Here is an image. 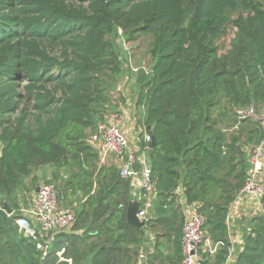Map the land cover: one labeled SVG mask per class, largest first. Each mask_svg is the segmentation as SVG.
<instances>
[{"label": "trees", "instance_id": "obj_1", "mask_svg": "<svg viewBox=\"0 0 264 264\" xmlns=\"http://www.w3.org/2000/svg\"><path fill=\"white\" fill-rule=\"evenodd\" d=\"M120 33L130 45L146 39L150 60L146 71L128 68L137 127L152 131L148 143L139 136L155 188L142 228L128 221L132 181L90 142L129 63ZM251 105H264V0H0V264H182L179 187L219 246L201 264H227L229 211L263 138L235 114ZM43 169L55 182L71 174L56 186L60 201L75 188L82 196L72 225L39 237L46 252L15 223ZM243 227L233 264H264V211Z\"/></svg>", "mask_w": 264, "mask_h": 264}, {"label": "built area", "instance_id": "obj_2", "mask_svg": "<svg viewBox=\"0 0 264 264\" xmlns=\"http://www.w3.org/2000/svg\"><path fill=\"white\" fill-rule=\"evenodd\" d=\"M124 47L127 51L133 49L126 41ZM141 69L147 70L145 64L133 67L132 71L137 74ZM235 114L239 119H251L259 123L263 131L261 142L250 151L249 173L239 197H254L260 205H263L261 211H264V105L259 110H256L254 105L247 108H236ZM124 122L125 117L122 113L112 112L106 121L97 125L90 137V142L98 151L101 164L110 166L115 160L118 163L120 177L131 180L133 187L140 188L142 192L132 202L139 203L140 211L137 217L146 223L155 199L151 168L145 153L140 152V146L135 142V138L133 139L126 132ZM144 139L146 143L151 141L148 133L144 134ZM173 195L176 197L175 205L181 208L185 218L182 230L184 256L182 264H201L203 254L214 255L219 246L211 247L213 242L206 237L204 232L205 218L197 205L188 202L185 189L179 187L173 191ZM76 216L74 208H65L60 205L56 186L45 184L39 187V191L36 192L29 205L22 207L21 214L16 218L15 223L24 237L38 242L40 236L49 237L72 225ZM227 222L229 225V219ZM49 242L46 246L38 242L37 249L46 252ZM150 246L153 244L151 243ZM232 255L233 250L231 249L227 264H230Z\"/></svg>", "mask_w": 264, "mask_h": 264}, {"label": "crops", "instance_id": "obj_3", "mask_svg": "<svg viewBox=\"0 0 264 264\" xmlns=\"http://www.w3.org/2000/svg\"><path fill=\"white\" fill-rule=\"evenodd\" d=\"M128 65V64H126ZM125 65V66H126ZM129 68V66H128ZM127 66L124 68V72L119 78V82L117 85L116 92L113 94V111L120 112L125 117L124 122V128L126 132L131 135V137L134 139L135 142L139 145V136L141 133H139L137 129V124L135 123L133 119V112L135 111V117L138 119V113L140 112L137 110L136 105L133 108V99H130L129 92L125 93L128 89H134V78H129V70ZM129 79V81H127ZM127 84V89H125L124 85ZM130 91V90H129ZM125 103V104H123ZM133 109V111L131 110ZM140 134V135H139ZM1 153V150H0ZM112 165H118L115 160L111 162ZM142 192L140 188L133 187V200H135L138 197V194ZM34 198V197H33ZM32 198V199H33ZM263 209V205L259 204V201L255 199L254 197H239L235 203L231 206L229 211V228H230V243L232 245L233 255L232 260L230 264L234 263V258H236V255L239 254L242 251L243 248V228H241V223L243 226L244 221L249 218L251 215H253L256 212H259ZM246 217V218H245ZM152 249V246H150ZM214 256V255H213ZM143 261L140 262V264H145L144 258Z\"/></svg>", "mask_w": 264, "mask_h": 264}, {"label": "rangeland", "instance_id": "obj_4", "mask_svg": "<svg viewBox=\"0 0 264 264\" xmlns=\"http://www.w3.org/2000/svg\"><path fill=\"white\" fill-rule=\"evenodd\" d=\"M233 37H234V30L230 27L228 30H227V35L222 39V44L225 46V47H227V46H229V44H230V42H231V40L233 39ZM125 40H126V38H125V36H124V34L123 33H120V34H117L116 36H115V43H116V46H117V48L119 49V50H121V54H122V56L123 57H126L128 60H129V63L131 62V65L129 66V63H128V65H126L127 66V68H128V66L131 68L132 66L133 67H136L137 66V64L139 63V62H141V63H144L145 64V66H146V69H149V67H150V60L148 59V57L146 56V50H147V42H146V39H141L139 42H132V44H133V46H135V48L133 49V50H131V51H127V50H125V47H124V42H125ZM141 43V46L139 47V48H137L138 46H139V44ZM131 44V45H132ZM144 45V46H143ZM125 66V67H126ZM122 78V77H121ZM124 87H125V89H127L126 87H127V84L125 83V85H124ZM130 90V91H129ZM116 92V90L112 93V97L114 98V96H113V94ZM129 92V98L130 99H133V104H134V106H133V108L135 107V104H136V100H135V94H134V90L132 91V89L130 88V89H128L125 93H128ZM113 98H112V100H113ZM135 100V101H134ZM123 104H125V103H123ZM28 108H30V105H28L27 106ZM131 110L133 111V109L131 108ZM134 114H133V119H134V121H135V123L137 124V121H138V119H136V117H135V114H136V112L134 111L133 112ZM139 116H142V113H140L139 114ZM137 129H138V131H139V133H141V134H145V130H144V128H138L137 127ZM93 133H94V131H93ZM140 135V134H139ZM141 136V135H140ZM0 150H1V145H0ZM54 171L52 170V169H43L42 171H39L38 173H37V176H38V188L37 189H39V187L40 186H42V185H45V184H47V183H50V184H54L55 186H57V187H59L60 185V183L61 182H64V181H67V180H69V178H70V176H71V174H68V173H63L62 174V176H60V179L57 181V182H55V179H54ZM28 183V182H27ZM36 189V190H37ZM36 190H30L31 192H27V191H25L26 193H24L25 194V200L23 201L24 203V206H28L29 205V203H30V201L32 200V195H34L35 196V194H36ZM58 191H59V193H60V190H59V188H58ZM24 194H22V197H24ZM29 196V197H28ZM82 198V196H81V193H80V191L78 190V188H75V190L73 191V190H71L70 192H69V194H68V197H67V199L66 200H62V201H60V205L62 206V207H65V208H68V207H72V208H75L76 210H78V207L81 205V203H80V199ZM246 218V217H245ZM245 222V221H244ZM241 228H244L243 226H242V223H241ZM207 237V236H206ZM214 246V244L211 246V247H213ZM209 250V249H208ZM215 255V254H214ZM211 256H213V255H211Z\"/></svg>", "mask_w": 264, "mask_h": 264}, {"label": "water", "instance_id": "obj_5", "mask_svg": "<svg viewBox=\"0 0 264 264\" xmlns=\"http://www.w3.org/2000/svg\"><path fill=\"white\" fill-rule=\"evenodd\" d=\"M147 131L149 132L150 135H152V131H151L150 126H148ZM152 142H153L152 144L155 143L154 139ZM152 146H151V148H152ZM38 191H39V189L36 190V192H38ZM5 207H6V209H8L7 206H5ZM8 211H9L8 212L9 214L12 213L9 209H8ZM139 211H140L139 203L138 202H131V204L129 205V208H128V221L130 223L142 228L145 226V223L138 219L137 214L139 213Z\"/></svg>", "mask_w": 264, "mask_h": 264}]
</instances>
